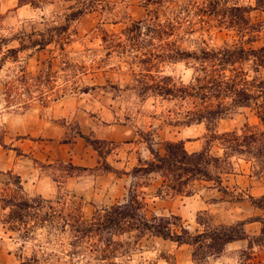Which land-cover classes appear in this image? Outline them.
<instances>
[{
	"label": "rangeland",
	"instance_id": "rangeland-1",
	"mask_svg": "<svg viewBox=\"0 0 264 264\" xmlns=\"http://www.w3.org/2000/svg\"><path fill=\"white\" fill-rule=\"evenodd\" d=\"M236 1L248 4L252 0H232ZM76 5V0H50L19 20L11 18L14 14L0 13V96L4 99L0 108V199L5 193L18 192L17 172L3 171L13 161L26 163L35 173L20 178L24 191L20 193L45 199L42 211L30 210L29 225L20 232L11 231L4 222L9 209L0 200V264H105L90 251L96 241L101 243L99 237L82 236L64 220L74 223L77 217L93 218L98 209L127 197L134 183L142 185L139 190L145 196L148 215H178L193 231L198 213L206 210L215 223L245 221L247 232L257 234L261 225L251 219L264 212L249 196L264 195V170H254L242 158H233L235 170L224 175L227 192L213 182L195 181L189 194H165L159 191L160 175L132 177L139 159L151 157L147 137L161 153L169 140L185 141L189 152L204 146L205 123L177 124L201 103L142 98L132 88L147 72L133 68L127 57L115 51L108 53L102 28L118 32L131 20L142 18L146 0H98L97 11L56 32V27L67 24L66 15ZM251 15L264 17L258 12ZM39 32L52 39L42 50L30 47L15 55L8 52L19 47L21 39L29 44V35L40 39ZM209 33L205 36L210 47L230 38L226 30L215 27ZM160 70L153 74H171L184 83L193 75L184 63L163 65ZM247 123L256 126L260 121L254 109L239 107L219 120L218 130L240 129ZM105 161L113 170H105ZM36 215L46 219V224L36 225ZM131 235L119 239L125 242ZM247 244V239L237 240L220 256L197 263L190 245L145 235L126 255L114 259L120 264H240ZM252 263L264 264V247L254 248Z\"/></svg>",
	"mask_w": 264,
	"mask_h": 264
},
{
	"label": "trees",
	"instance_id": "trees-1",
	"mask_svg": "<svg viewBox=\"0 0 264 264\" xmlns=\"http://www.w3.org/2000/svg\"><path fill=\"white\" fill-rule=\"evenodd\" d=\"M76 1L79 5L72 6L66 15L67 24L56 27V32L67 30L71 21L99 8L98 0ZM48 2L50 0H19L20 5L30 4L35 8ZM145 6L143 17L131 20L120 31L108 32L102 28L105 47L109 54L115 51L127 57L133 68L147 72L132 88L142 98L199 100L200 107L188 110L177 124L205 123L207 133L204 146L193 152L186 149L185 141L169 140L161 153L147 137L145 142L151 157L139 159L131 175L134 179L160 175L159 191L165 194H189L195 181L213 182L219 190L227 192L223 180L224 175L235 170L233 158L252 163L254 170H264V17L251 15L252 12L264 13V0H252L248 4L232 0H146ZM212 27L226 30L230 38L221 46L210 47L205 35H210ZM38 34L40 39L33 40V35H29V44L21 39L20 46L8 52L15 55L30 47L42 50L52 39L44 38L47 33ZM175 63H184L193 69L188 83L171 74H153L162 72L163 65ZM239 107L254 109L260 124L247 123L240 129L219 131V120ZM103 165L105 170H113L106 161ZM17 178L18 192L5 193L0 199L3 208L9 209L4 222L10 224L13 232L28 226L26 219L30 210L42 211L45 202L42 196L20 193L24 191L20 177ZM141 186L132 184L127 197L98 209L89 220L75 219L76 216H72L74 223L64 220L82 236L99 237L101 243L96 241L90 251L96 252L97 258L105 260V264H120L114 258L126 255L145 235L190 245L192 258L197 263L220 256L229 243L247 239L240 264H253L254 248L264 247V214L251 219L261 225L254 235L247 232L245 221L215 223L206 210L198 213L197 226L192 231L178 215H148L145 196L139 190ZM249 197L251 203L264 212V195ZM39 216H34L38 221L36 225L46 224L47 220ZM65 224L61 230L66 228ZM128 234L132 235L125 242L119 239Z\"/></svg>",
	"mask_w": 264,
	"mask_h": 264
},
{
	"label": "crops",
	"instance_id": "crops-1",
	"mask_svg": "<svg viewBox=\"0 0 264 264\" xmlns=\"http://www.w3.org/2000/svg\"><path fill=\"white\" fill-rule=\"evenodd\" d=\"M34 9L30 4L20 5L19 0H0V13H9L10 15L14 14L11 18H15L17 20L23 19L31 15L34 12ZM4 99L2 98V94L0 96V108L3 106ZM7 109V108H5ZM186 147V145H185ZM187 149V147H186ZM7 162V161H6ZM9 162L6 163V165ZM26 163L21 161H13L3 171H11L17 172L18 176L22 179L27 175H34V169L30 171L28 165L25 167ZM11 174H8L10 176ZM9 180V179H8ZM40 181V180H39ZM38 182V181H37ZM7 186L12 185L10 181H6ZM235 242V241H234ZM230 244V243H229Z\"/></svg>",
	"mask_w": 264,
	"mask_h": 264
}]
</instances>
